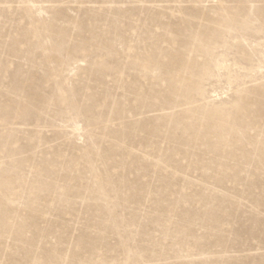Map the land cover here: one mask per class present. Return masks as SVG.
Masks as SVG:
<instances>
[{
    "label": "rangeland",
    "instance_id": "1",
    "mask_svg": "<svg viewBox=\"0 0 264 264\" xmlns=\"http://www.w3.org/2000/svg\"><path fill=\"white\" fill-rule=\"evenodd\" d=\"M0 264H264V0H0Z\"/></svg>",
    "mask_w": 264,
    "mask_h": 264
}]
</instances>
